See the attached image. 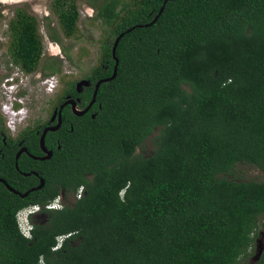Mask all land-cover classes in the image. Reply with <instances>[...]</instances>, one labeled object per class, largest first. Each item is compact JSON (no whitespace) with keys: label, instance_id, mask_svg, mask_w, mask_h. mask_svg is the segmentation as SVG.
Wrapping results in <instances>:
<instances>
[{"label":"trees","instance_id":"obj_1","mask_svg":"<svg viewBox=\"0 0 264 264\" xmlns=\"http://www.w3.org/2000/svg\"><path fill=\"white\" fill-rule=\"evenodd\" d=\"M99 2L106 31L101 60L85 77L92 86L78 93L77 81L69 83L56 107L66 94L86 107L95 83L113 73L115 39L134 29L120 40L117 75L101 84L90 111L79 116L67 106L61 127L48 132L52 157L23 153L17 169L18 143L42 155L48 124L6 137L0 114V177L20 192L45 180L24 198L0 182V264L247 260L264 229V181L231 175L241 162L264 172V0H170L143 27L165 0ZM52 7L75 35L77 0ZM10 31L13 61L35 72L44 53L38 18L18 9ZM151 137L153 152L139 153ZM32 171L39 176L23 174ZM81 188L73 205L46 208L62 190ZM30 204L42 205L48 220L28 239L16 215ZM255 264H264V251Z\"/></svg>","mask_w":264,"mask_h":264},{"label":"rangeland","instance_id":"obj_2","mask_svg":"<svg viewBox=\"0 0 264 264\" xmlns=\"http://www.w3.org/2000/svg\"><path fill=\"white\" fill-rule=\"evenodd\" d=\"M77 2L80 11L78 31L75 35L68 36L53 11V0H0V114L5 121L6 137L17 138L25 129L48 122L58 97L64 93L67 85L84 79L99 64L106 31V25L96 17L95 5L100 2L99 0ZM18 9H24L38 18L44 53L38 69L32 72V83L22 88L15 96L19 99L14 102L15 110L24 108V113L17 115L9 109L8 113L5 111L6 102L11 100L5 95L2 83L8 72L21 68L13 61L9 51L13 41L10 22L15 18ZM53 66L60 71L52 72ZM50 76H56L58 80L52 92L48 91L44 83ZM152 137L146 141L142 150H138L139 153L148 155L153 152L155 146ZM231 176L243 180L264 181V172L249 163H238ZM261 222L264 223V216ZM260 232L258 239L264 245V229L261 228ZM239 264H247V261L243 260Z\"/></svg>","mask_w":264,"mask_h":264},{"label":"water","instance_id":"obj_3","mask_svg":"<svg viewBox=\"0 0 264 264\" xmlns=\"http://www.w3.org/2000/svg\"><path fill=\"white\" fill-rule=\"evenodd\" d=\"M170 1V0H165L164 2V5L161 7L159 13L154 17L153 21L148 23V24H145V25H138L139 27H143V26H151L152 24H154L160 17V15L163 13L164 11V8H165V5L166 3ZM134 29V27L128 29L126 32H130ZM126 32H122L118 35V37L115 39L114 41V45H113V57L115 59V66H114V70H113V73L111 76L109 77H105V78H102L100 79L99 81H97V83L95 84V88H94V93H93V97H92V100L91 102L89 103V105L85 108V109H79L78 106H77V101L74 100V99H68L66 100L64 103L61 104L60 108L59 109H56L53 117L51 118L50 120V123L54 122L56 120V116H58V123L56 125H48L47 127H45L43 129V132L40 136V147H41V150L43 151V153H45L44 156H41V157H38V156H33L32 154H30L31 157H33L34 159H40V160H45V159H50L53 155V151L48 149L47 148V145H46V136L48 134V132L50 131H57L60 127H61V124H62V111L63 109L68 105V104H71L72 105V109H73V112L76 114V115H79V116H82L84 115L85 113H87L89 111V109L91 108V106L96 102V97H97V94H98V90L101 86L102 83L104 82H108V81H111L113 80L116 75H117V72H118V65H119V59L116 55V51H117V46L120 42V40L123 38V36L126 34ZM91 81L88 80V79H82L80 80L79 82H77L76 84V88H77V91L81 92L82 88L84 86L88 87V86H91ZM93 117H95V114L93 115ZM22 144V143H21ZM24 152H28V149L26 147H22L21 149H19V151L17 152L16 154V168L19 169V164H18V160L20 158V156L24 153ZM23 174L25 176H29L31 174H35L37 176H39V173L36 172V171H32V172H23ZM0 182L1 183H4L6 185V187L13 191L14 193L20 195L21 197H27L29 195V193L31 191H36V190H39V189H42L45 185V180L44 178H40V183L39 185L31 188L30 190L26 191V192H20L18 190H16L15 188H13L11 185L8 184V182L0 177Z\"/></svg>","mask_w":264,"mask_h":264},{"label":"flooded vegetation","instance_id":"obj_4","mask_svg":"<svg viewBox=\"0 0 264 264\" xmlns=\"http://www.w3.org/2000/svg\"><path fill=\"white\" fill-rule=\"evenodd\" d=\"M97 83V82H96ZM95 83V84H96ZM91 86H92V84H91ZM91 86H88V87H91ZM86 86H84L83 88H82V90H81V92H79V91H77L78 93H82L83 91H84V88H85ZM94 88H95V86H94ZM94 93V92H93ZM93 97V96H92ZM65 99L59 104V106L58 107H54V110H53V113H52V115H51V117H50V119H49V121L47 122V124L48 125H56L57 123H58V116H56V120L54 121V122H52V123H50V120H51V118L53 117V115H54V113H55V111H56V109H59L60 108V106H61V104L62 103H64L66 100H68V99H74V100H76L77 101V106H78V108L79 109H85L88 105H89V103L91 102H89L88 103V105H86V107H84V108H81L80 107V103H81V98L80 97H72V95H70V94H66L65 95V97H64ZM96 103V102H95ZM94 103V104H95ZM93 104V105H94ZM92 105V106H93ZM67 106H70L71 107V109H72V105L71 104H68ZM66 106V107H67ZM91 106V107H92ZM65 107V108H66ZM100 107H101V105H100ZM64 108V109H65ZM63 109V110H64ZM91 109V108H90ZM90 109H89V111H90ZM73 110V109H72ZM62 114H63V111H62ZM94 114H96V113H92V116L94 115ZM62 122H63V119H62ZM47 125V126H48ZM62 125V124H61ZM47 126H45V127H47ZM71 126H72V123H71ZM44 127V128H45ZM43 132V131H42ZM51 132V131H50ZM38 133L40 134V131H38ZM42 134V133H41ZM41 134H40V136H41ZM23 142H24V140H22V141H20L18 144H19V146H20V149L22 148V147H26V146H24L23 145ZM22 143V144H21ZM60 147V146H59ZM27 148V147H26ZM47 148L48 149H50V150H52L53 151V153H54V150L53 149H51V148H49L48 146H47ZM140 149V148H139ZM138 149V150H139ZM142 150V149H141ZM19 151V150H18ZM17 151V152H18ZM43 152V151H42ZM24 153H26V152H24ZM27 154H31L29 151L27 152ZM45 155V153H43L42 155H38V157H41V156H44ZM34 156V155H33ZM80 191H82L83 192V188H81V189H79V191H78V194H77V191H66V190H62L61 191V193L59 194L60 196H59V202L57 203V204H55V205H53V207L52 208H50V210H52V211H54V210H57L58 208H57V206H62L63 208L64 207H66L67 205H73V203H74V201H75V198H79V192ZM82 192H81V194H82ZM77 194V195H76ZM80 194V195H81ZM46 208H47V206H46ZM36 217V220H34L35 221V223H37V224H39V223H45L47 220H48V215H47V212H43V211H41L38 215H36L35 216ZM259 238V237H258ZM257 238V241H256V244H255V249L253 250V254L246 260L247 262L249 261L250 262V264H255L256 262H258L259 261V259L261 258V256H262V253H263V251H264V245H262L261 243H260V239H258Z\"/></svg>","mask_w":264,"mask_h":264},{"label":"built area","instance_id":"obj_5","mask_svg":"<svg viewBox=\"0 0 264 264\" xmlns=\"http://www.w3.org/2000/svg\"><path fill=\"white\" fill-rule=\"evenodd\" d=\"M33 79V73H28L22 68H16L12 72H8L5 75V78L3 79V88L5 95L11 100V102H6L5 111L7 112V109L10 110V112L14 114H22L24 113V108H19L18 110H15L14 108V102L19 100L16 96V94L22 90V88H26L28 85L32 83ZM44 83H46L48 91H54L58 84V80L56 76H50L44 80ZM23 111V112H22ZM8 113V112H7ZM17 118V116H16ZM16 121V120H15ZM13 122V121H12ZM14 123V122H13ZM82 191L79 192V197ZM64 238V236L61 237V240Z\"/></svg>","mask_w":264,"mask_h":264},{"label":"clouds","instance_id":"obj_6","mask_svg":"<svg viewBox=\"0 0 264 264\" xmlns=\"http://www.w3.org/2000/svg\"><path fill=\"white\" fill-rule=\"evenodd\" d=\"M60 196V195H59ZM59 196H57L54 200H52L48 205L47 208L50 209L53 207V205L57 204L59 202ZM58 209L63 208L62 206H57ZM43 210V206L40 204H30L23 208H21L17 212V221L19 225V229L21 233L28 239H31L33 237V231L35 229V221L34 217L38 215ZM62 236L58 237V245L55 247L56 249L60 248L65 237L61 240ZM41 262L43 260L41 259Z\"/></svg>","mask_w":264,"mask_h":264}]
</instances>
